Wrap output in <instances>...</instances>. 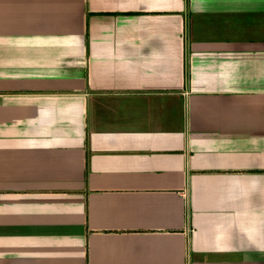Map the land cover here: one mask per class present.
<instances>
[{
	"label": "crops",
	"instance_id": "0c3cea01",
	"mask_svg": "<svg viewBox=\"0 0 264 264\" xmlns=\"http://www.w3.org/2000/svg\"><path fill=\"white\" fill-rule=\"evenodd\" d=\"M0 264H264V0H0Z\"/></svg>",
	"mask_w": 264,
	"mask_h": 264
},
{
	"label": "built area",
	"instance_id": "2783aa9c",
	"mask_svg": "<svg viewBox=\"0 0 264 264\" xmlns=\"http://www.w3.org/2000/svg\"><path fill=\"white\" fill-rule=\"evenodd\" d=\"M2 94L0 93V98H1Z\"/></svg>",
	"mask_w": 264,
	"mask_h": 264
}]
</instances>
